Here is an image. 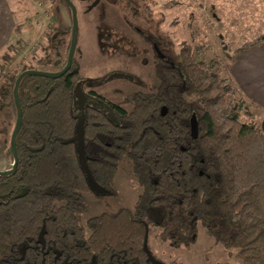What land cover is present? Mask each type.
I'll list each match as a JSON object with an SVG mask.
<instances>
[{"label":"trees","instance_id":"obj_1","mask_svg":"<svg viewBox=\"0 0 264 264\" xmlns=\"http://www.w3.org/2000/svg\"><path fill=\"white\" fill-rule=\"evenodd\" d=\"M145 40L160 54L156 82L145 90L136 79L144 91L120 103L90 91L99 106L78 115L74 87L81 77L74 57L60 78L21 79L17 166L0 176V264H155L143 248L146 228L156 226L159 240L178 248L195 241L197 223L216 243L236 251V264H264V118L259 125L240 121L241 115L252 117L247 101L219 77L214 63L199 61L201 49L186 43L178 48L161 32ZM263 42L260 34L237 51ZM70 43L71 26L53 30L52 57L40 64L60 72ZM11 52L9 45L4 61L13 60ZM30 70L39 71L22 65L0 71V107L11 109L15 123L13 89L18 76ZM100 83L97 78L89 86ZM80 117L93 180L116 197L118 163L127 157L141 189L133 208L90 218L88 235L81 217L93 189L76 151ZM9 154L12 159L10 145Z\"/></svg>","mask_w":264,"mask_h":264},{"label":"rangeland","instance_id":"obj_2","mask_svg":"<svg viewBox=\"0 0 264 264\" xmlns=\"http://www.w3.org/2000/svg\"><path fill=\"white\" fill-rule=\"evenodd\" d=\"M70 1L77 13L74 59L78 62L81 77L74 90L81 88L85 94L94 90L113 103H120L136 91H144L135 79L147 85L145 90H149L156 82L151 48L129 26L150 25L143 18L146 8L147 12L152 13L153 27L162 22L159 30L169 35L178 48L186 43L192 48L201 49L199 61L214 63V70L224 80L230 81L229 57L250 38L240 29L225 33L223 25H216V19L205 12L208 11V6L205 7L207 0H137L136 7L141 15L136 19L131 16L125 0H121L118 5L115 0H99L94 4L92 0ZM10 5L14 9V28L9 42L0 49V71L10 73L17 65H22L52 73L55 69L49 65L43 66L40 62L48 56L52 57L49 45L53 30L71 26L69 7L61 0H10ZM234 22V27L240 25L239 19ZM68 43L69 36H66L61 44L62 58ZM9 45L12 47L13 60L8 63L3 60V54ZM115 74L122 76L109 79ZM97 78L102 79V83L91 89V80ZM2 83L0 77V86ZM75 111L80 115L79 108ZM250 111L252 117L241 115L240 121L259 125L264 116L255 114L252 109ZM14 125L11 109L0 107V171H7L11 167L9 145ZM113 187L116 197L110 196V191L102 186L93 190V194L86 195L87 210L81 217L86 235L89 234L87 221L90 218L103 212L134 207L141 189L133 177L129 158L123 157L119 161ZM158 234L159 228L156 226L148 230L147 246L153 260L162 264H236V251L226 250L216 243L201 223H197L195 241L178 248L161 242Z\"/></svg>","mask_w":264,"mask_h":264},{"label":"crops","instance_id":"obj_3","mask_svg":"<svg viewBox=\"0 0 264 264\" xmlns=\"http://www.w3.org/2000/svg\"><path fill=\"white\" fill-rule=\"evenodd\" d=\"M206 6L208 11L205 12L216 19V25H223L225 33L240 29L249 35L246 41L264 34V0H207ZM13 11L10 0H0V49L10 40L14 28ZM238 19L240 25L234 27V21ZM237 50L228 59L229 79L250 109L263 117L264 42L240 52Z\"/></svg>","mask_w":264,"mask_h":264},{"label":"water","instance_id":"obj_4","mask_svg":"<svg viewBox=\"0 0 264 264\" xmlns=\"http://www.w3.org/2000/svg\"><path fill=\"white\" fill-rule=\"evenodd\" d=\"M63 1L66 3V5L69 7V9L71 11V20H72L71 43H70V48L68 51L66 65L60 72H52L51 73V72L34 71V70L25 71L22 74H20L18 76V78L16 79L15 86L13 89V96H14V102H15L16 109H17V116H16V123H15L14 129L12 131L11 138H10V151L12 154L13 163H12V167L10 170L0 171V176H5L9 173H14L16 170V166H17V155L15 152V137H16V134H17L19 127H20V124H21V110H20V106H19V102H18L17 90H18V86H19L21 79L26 75H35V76H41V77H46V78H50V79H57V78L62 77L65 73H67L71 67L72 60L74 57L75 45H76V31H77V27H78L77 26V13H76L75 6L73 5V3L70 0H63ZM120 76H122V75L115 74V75H112L109 79L114 78V77H120ZM74 99H75V103L79 106V109L81 110L84 107L85 102H86V98H85L84 94L81 92V88H76L74 90ZM110 118H111V116H110ZM83 124H84V118L80 117V119L78 120V123H77V127H76V134H77L76 151H77V156H78L80 167L86 176L87 182L91 185L92 189L95 190L99 185L93 180V178H92V176H91V174H90V172L86 166V160H85L83 142H82ZM191 128H192L193 133H195L196 122H195V119H193V118L191 121ZM147 238H148V230L146 228L144 241H143L144 251L146 252L149 259L153 263L161 264L160 262L153 260L152 255L147 248Z\"/></svg>","mask_w":264,"mask_h":264},{"label":"flooded vegetation","instance_id":"obj_5","mask_svg":"<svg viewBox=\"0 0 264 264\" xmlns=\"http://www.w3.org/2000/svg\"><path fill=\"white\" fill-rule=\"evenodd\" d=\"M93 1V4H94V2L96 1V2H98L99 0H92ZM116 1V5H118V3L121 1V0H115ZM64 2V1H63ZM65 3V2H64ZM125 3H126V7L129 9V12L131 13V16L133 17V18H138V17H140V12H139V10L137 9V0H125ZM65 5H66V3H65ZM145 7H148V5L146 6L145 5ZM143 18L145 19V21L147 22V23H149L150 25H147L146 27H136V26H132V25H129L130 27H131V29L136 33V34H138V36L140 37V39L142 40V42L143 43H145L146 45H148L150 48H151V51H152V53H153V58H154V60H155V62H156V58H155V56L156 55H159L160 56V54H158V52H157V50H156V45L153 43V44H149V43H147L146 42V40H145V37H148L149 35H152V34H154V33H156V32H161L160 30H159V27H160V25H161V23L160 24H158L156 27H153L152 26V24H151V17H149V16H147V9H145V15L143 16ZM148 18V20H146ZM126 20H127V18H125ZM71 28H72V20H71ZM161 33H163V32H161ZM125 77H128V76H125ZM129 78V77H128ZM102 79H101V83H102ZM135 81H136V79H135ZM100 83V84H101ZM91 89H93V88H91ZM90 91H94V90H89L86 94L85 93H83V91L81 90V92L84 94V96H85V98H86V102H85V105H84V109L83 110H85V108L87 107V106H90V105H96V106H99L98 104L99 103H97L96 101H94L93 99H92V97L89 95V93H90ZM74 102H75V99H74ZM75 108L76 109H78L79 108V106L75 103ZM81 109V113L80 114H82V112H83V110ZM109 117H110V115H109Z\"/></svg>","mask_w":264,"mask_h":264}]
</instances>
